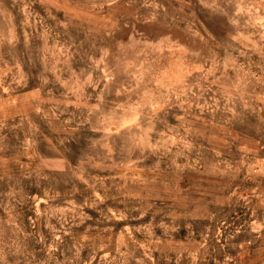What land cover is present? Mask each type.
<instances>
[{"label": "rangeland", "instance_id": "1", "mask_svg": "<svg viewBox=\"0 0 264 264\" xmlns=\"http://www.w3.org/2000/svg\"><path fill=\"white\" fill-rule=\"evenodd\" d=\"M0 264H264V0H0Z\"/></svg>", "mask_w": 264, "mask_h": 264}]
</instances>
